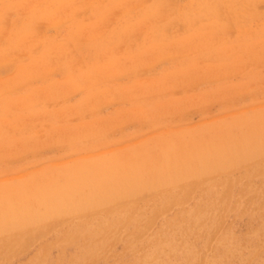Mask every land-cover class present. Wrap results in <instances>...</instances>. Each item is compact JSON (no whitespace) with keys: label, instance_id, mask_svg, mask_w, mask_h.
Wrapping results in <instances>:
<instances>
[{"label":"rangeland","instance_id":"374dc122","mask_svg":"<svg viewBox=\"0 0 264 264\" xmlns=\"http://www.w3.org/2000/svg\"><path fill=\"white\" fill-rule=\"evenodd\" d=\"M263 142L264 0H0V264H264Z\"/></svg>","mask_w":264,"mask_h":264},{"label":"bare ground","instance_id":"6f19581e","mask_svg":"<svg viewBox=\"0 0 264 264\" xmlns=\"http://www.w3.org/2000/svg\"><path fill=\"white\" fill-rule=\"evenodd\" d=\"M258 143H260V142H258ZM257 143V144H258ZM262 143V142H261ZM264 143V142H263ZM261 144H259V146H260ZM262 146L264 147V145L262 144ZM257 149H258V147H256ZM252 150H253V147H252ZM252 150H251V152H252ZM255 150V149H254ZM260 150V149H259ZM250 152V151H249ZM250 152V153H251ZM258 154H260V153H258ZM264 155V154H263ZM256 156V155H255ZM258 156V155H257ZM260 156V155H259ZM262 156V155H261ZM246 157V156H245ZM252 157V156H251ZM250 157V158H251ZM263 157V156H262ZM248 161V160H247ZM122 185V184H121ZM123 186V185H122ZM119 187V186H118ZM124 187V186H123ZM132 187V186H131ZM119 188H121V187H119ZM124 189V188H123ZM134 189H135V187H134ZM133 190V189H132ZM127 192V191H126ZM125 191H124V193H126ZM105 193V192H104ZM119 193V192H118ZM128 193V192H127ZM117 194V193H116ZM120 194V193H119ZM118 195V194H117ZM122 195V194H121ZM124 195H122V197H123ZM127 196V195H126ZM128 197V196H127ZM99 198H100V196H99ZM109 198H110V196H109ZM114 198V197H113ZM104 200V199H103ZM93 201V200H92ZM126 201H127V199H126ZM89 202V201H88ZM98 202H100V201H98ZM108 203V202H107ZM117 203V202H116ZM122 203V202H121ZM109 204V203H108ZM95 206V205H94ZM96 208V207H95ZM98 208V207H97ZM80 209V208H79ZM84 210V209H83Z\"/></svg>","mask_w":264,"mask_h":264}]
</instances>
